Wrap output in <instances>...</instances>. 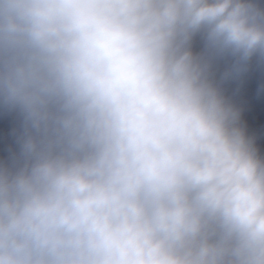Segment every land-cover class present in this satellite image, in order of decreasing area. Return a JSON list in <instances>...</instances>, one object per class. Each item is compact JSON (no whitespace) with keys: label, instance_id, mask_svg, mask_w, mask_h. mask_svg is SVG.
<instances>
[{"label":"clouds","instance_id":"obj_1","mask_svg":"<svg viewBox=\"0 0 264 264\" xmlns=\"http://www.w3.org/2000/svg\"><path fill=\"white\" fill-rule=\"evenodd\" d=\"M264 0H0V264H264Z\"/></svg>","mask_w":264,"mask_h":264},{"label":"trees","instance_id":"obj_2","mask_svg":"<svg viewBox=\"0 0 264 264\" xmlns=\"http://www.w3.org/2000/svg\"><path fill=\"white\" fill-rule=\"evenodd\" d=\"M236 101L241 107L242 115L255 117L264 113V73H252L245 86L236 92Z\"/></svg>","mask_w":264,"mask_h":264},{"label":"bare ground","instance_id":"obj_3","mask_svg":"<svg viewBox=\"0 0 264 264\" xmlns=\"http://www.w3.org/2000/svg\"><path fill=\"white\" fill-rule=\"evenodd\" d=\"M259 131H260L261 135L264 136V130L260 128Z\"/></svg>","mask_w":264,"mask_h":264},{"label":"rangeland","instance_id":"obj_4","mask_svg":"<svg viewBox=\"0 0 264 264\" xmlns=\"http://www.w3.org/2000/svg\"><path fill=\"white\" fill-rule=\"evenodd\" d=\"M261 129H263V130H264V127H261Z\"/></svg>","mask_w":264,"mask_h":264}]
</instances>
